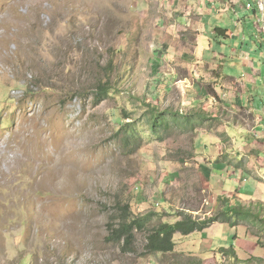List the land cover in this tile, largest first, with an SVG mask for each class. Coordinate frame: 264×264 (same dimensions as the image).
I'll return each instance as SVG.
<instances>
[{
	"label": "rangeland",
	"instance_id": "rangeland-1",
	"mask_svg": "<svg viewBox=\"0 0 264 264\" xmlns=\"http://www.w3.org/2000/svg\"><path fill=\"white\" fill-rule=\"evenodd\" d=\"M173 9L168 0H0V264H264V225L249 221L176 233L175 251H146L153 226L182 211L214 214L225 198L203 171L204 120L189 127L175 86ZM104 83L112 89L101 97ZM154 106L187 118L166 115L169 127L155 133ZM229 203L264 213V201ZM124 204L149 216L126 247L111 236ZM232 243L237 256L222 251Z\"/></svg>",
	"mask_w": 264,
	"mask_h": 264
},
{
	"label": "crops",
	"instance_id": "crops-1",
	"mask_svg": "<svg viewBox=\"0 0 264 264\" xmlns=\"http://www.w3.org/2000/svg\"><path fill=\"white\" fill-rule=\"evenodd\" d=\"M256 1L168 0L169 29L188 125L204 120L199 149L208 182L216 195L264 201L257 199L264 196V33Z\"/></svg>",
	"mask_w": 264,
	"mask_h": 264
},
{
	"label": "trees",
	"instance_id": "trees-1",
	"mask_svg": "<svg viewBox=\"0 0 264 264\" xmlns=\"http://www.w3.org/2000/svg\"><path fill=\"white\" fill-rule=\"evenodd\" d=\"M111 86L108 83H104L98 89V95L103 97L109 94ZM152 115V130L157 133V129L161 126L169 127L170 120L166 118V115L172 114V118L179 119V117L186 119V115H182L180 112L173 110H161L159 107H153L150 112ZM189 116V115H188ZM189 122V118H188ZM230 198H223V205L214 214L206 215L204 217L194 215L189 211L179 212V219L174 222H160L159 224L152 227L150 230L147 243L146 251L149 254L153 253H169L175 251L177 242L174 240L176 233L182 235H190L198 231H204L215 222H221L229 224L230 226H239L243 221H249L255 225H264V213L258 206H246L242 204H230ZM121 221L118 226L111 227V236H115L118 241L125 240V246L132 243L134 233L136 230L146 228L147 219L135 217L131 215L129 204H124L122 207ZM222 251L225 253H232L237 256L234 243L229 248L222 247Z\"/></svg>",
	"mask_w": 264,
	"mask_h": 264
},
{
	"label": "bare ground",
	"instance_id": "bare-ground-1",
	"mask_svg": "<svg viewBox=\"0 0 264 264\" xmlns=\"http://www.w3.org/2000/svg\"><path fill=\"white\" fill-rule=\"evenodd\" d=\"M17 1H19V0H17ZM13 2V1H12ZM13 3H15V1L13 2ZM14 6V5H13ZM32 6V5H31ZM9 7V6H8ZM12 7V6H11ZM7 8V7H6ZM10 8V7H9ZM14 10V9H13ZM12 12V11H11ZM5 13V12H4ZM6 14V13H5ZM8 14H9V12H8ZM31 16V15H30ZM2 17V16H1ZM3 17H5V15H3ZM12 17H13V15H12ZM32 17V16H31ZM4 21V20H3ZM4 23V22H3ZM0 24H2V22L0 23ZM5 25V24H4ZM6 26V25H5ZM1 33H3V32H1ZM0 33V34H1ZM14 33V32H13ZM13 36V35H12ZM0 40H2V35H0ZM6 49V47H5V45H0V55L2 56V55H6L7 56V54H5V50ZM8 50V49H7ZM7 53V52H6ZM10 54V53H9ZM14 55V54H13ZM30 55V54H29ZM11 56V55H10ZM4 58V57H3ZM6 58V57H5ZM48 64V63H47ZM27 147H31V146H27ZM32 149V148H31ZM22 162V161H21ZM54 164H55V166L59 169V173L60 172H63V174H62V183L64 184V181H65V178H64V169H61L60 168V162L59 161H56V162H54ZM74 164V163H73ZM75 165V164H74ZM50 166V165H49ZM10 173V172H9ZM31 174V176H32V180H34V185L35 186H39V180L41 179V177L39 176V175H37V174H33V173H30ZM78 174H77V172L75 171V170H71L69 173H68V175H67V178H66V181H70L72 184H74V186L75 187H77L78 186V180H79V177L77 176ZM0 181H1V179H0ZM2 182V181H1ZM70 182H68V183H70ZM68 183H66L65 182V190H64V188H62V187H59L57 190H61V192L63 191L64 193H65V191L67 190V188H68ZM11 190H16V185L15 184H13V182H11ZM2 186H3V183H2ZM18 187V186H17ZM20 187V186H19ZM72 188V187H71ZM19 191V190H18ZM69 191H70V189H69ZM25 193H27V194H30V193H32L30 190H25V191H20V194L22 195V197H24V194ZM31 196H32V203H34V204H36V205H39L40 203H41V201H38V200H36V197L35 196H33L32 194H30ZM55 218V217H54Z\"/></svg>",
	"mask_w": 264,
	"mask_h": 264
},
{
	"label": "built area",
	"instance_id": "built-area-1",
	"mask_svg": "<svg viewBox=\"0 0 264 264\" xmlns=\"http://www.w3.org/2000/svg\"><path fill=\"white\" fill-rule=\"evenodd\" d=\"M257 3H256V6L259 8V10L262 12V15H261V18H260V20H261V22H262V26H261V28H262V31H263V33H264V0H257L256 1ZM254 5L255 4H253V3H251V2H248L247 3V8H253L254 7Z\"/></svg>",
	"mask_w": 264,
	"mask_h": 264
}]
</instances>
